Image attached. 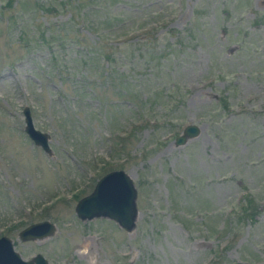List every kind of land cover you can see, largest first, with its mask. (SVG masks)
I'll return each instance as SVG.
<instances>
[{
    "label": "rangeland",
    "instance_id": "obj_1",
    "mask_svg": "<svg viewBox=\"0 0 264 264\" xmlns=\"http://www.w3.org/2000/svg\"><path fill=\"white\" fill-rule=\"evenodd\" d=\"M115 168L130 230L74 212ZM2 234L49 264H264V0H0Z\"/></svg>",
    "mask_w": 264,
    "mask_h": 264
},
{
    "label": "water",
    "instance_id": "obj_2",
    "mask_svg": "<svg viewBox=\"0 0 264 264\" xmlns=\"http://www.w3.org/2000/svg\"><path fill=\"white\" fill-rule=\"evenodd\" d=\"M21 113L23 116V131L26 136L45 153L51 154L48 144L49 134L47 131H42L33 125L28 105L22 106ZM197 133L198 126L187 123L174 137V144H182L186 139L194 137ZM135 195L136 191L128 174L121 168L111 169L100 175L92 189L76 200L74 212L81 219L106 216L113 219L125 230H130L134 225L137 214ZM53 230L54 224L48 219H42L22 227L18 231V237L22 240L42 238L50 235ZM0 264H49V262L40 252L32 254L29 258H23L13 248L10 237L0 235ZM218 264L251 263L235 260L231 263Z\"/></svg>",
    "mask_w": 264,
    "mask_h": 264
},
{
    "label": "flooded vegetation",
    "instance_id": "obj_3",
    "mask_svg": "<svg viewBox=\"0 0 264 264\" xmlns=\"http://www.w3.org/2000/svg\"><path fill=\"white\" fill-rule=\"evenodd\" d=\"M6 225V229H8V227L11 225V223H7V224H5ZM19 231V230H18ZM18 233V232H17Z\"/></svg>",
    "mask_w": 264,
    "mask_h": 264
}]
</instances>
